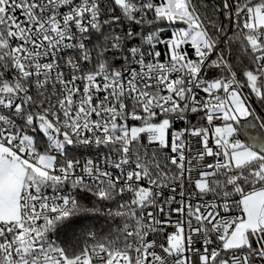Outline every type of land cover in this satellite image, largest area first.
Masks as SVG:
<instances>
[{
  "label": "snow or ice",
  "instance_id": "6c2138e0",
  "mask_svg": "<svg viewBox=\"0 0 264 264\" xmlns=\"http://www.w3.org/2000/svg\"><path fill=\"white\" fill-rule=\"evenodd\" d=\"M0 0V264H264V0Z\"/></svg>",
  "mask_w": 264,
  "mask_h": 264
},
{
  "label": "rangeland",
  "instance_id": "374dc122",
  "mask_svg": "<svg viewBox=\"0 0 264 264\" xmlns=\"http://www.w3.org/2000/svg\"><path fill=\"white\" fill-rule=\"evenodd\" d=\"M176 4L178 5V9L179 11H183L184 10V5H183V0H176Z\"/></svg>",
  "mask_w": 264,
  "mask_h": 264
}]
</instances>
